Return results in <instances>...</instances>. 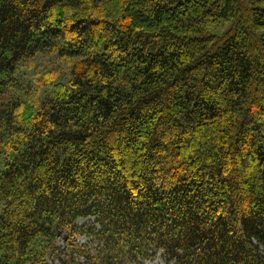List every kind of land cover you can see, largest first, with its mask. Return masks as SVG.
<instances>
[{
  "label": "trees",
  "instance_id": "obj_1",
  "mask_svg": "<svg viewBox=\"0 0 264 264\" xmlns=\"http://www.w3.org/2000/svg\"><path fill=\"white\" fill-rule=\"evenodd\" d=\"M62 233L89 264H264V0H0V264Z\"/></svg>",
  "mask_w": 264,
  "mask_h": 264
},
{
  "label": "rangeland",
  "instance_id": "obj_2",
  "mask_svg": "<svg viewBox=\"0 0 264 264\" xmlns=\"http://www.w3.org/2000/svg\"><path fill=\"white\" fill-rule=\"evenodd\" d=\"M230 25V24H229ZM228 28V24H224L223 26H221L219 29H212V31L216 34H221L223 31H225ZM79 225H96V218L95 217H89L86 219H81L77 222ZM67 235L65 233H62L57 241H58V245L60 247V257L58 259H56V261L54 262L55 264H89L88 263V258L85 256L82 257H75V259L73 260H66L67 256L64 252V249L67 247ZM77 241L79 242V244L83 245V244H88L89 245V249L93 250V247H96L98 245V243L89 235L83 234L77 237ZM135 264H174L173 262H168L165 260L162 251H158V252H152L151 256L149 259L147 260H142L140 263H135Z\"/></svg>",
  "mask_w": 264,
  "mask_h": 264
}]
</instances>
